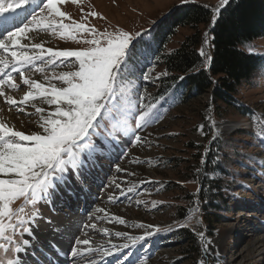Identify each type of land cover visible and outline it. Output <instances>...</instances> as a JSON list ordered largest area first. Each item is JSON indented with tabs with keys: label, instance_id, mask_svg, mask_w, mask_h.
I'll return each mask as SVG.
<instances>
[{
	"label": "rangeland",
	"instance_id": "374dc122",
	"mask_svg": "<svg viewBox=\"0 0 264 264\" xmlns=\"http://www.w3.org/2000/svg\"><path fill=\"white\" fill-rule=\"evenodd\" d=\"M195 2L214 6L218 0ZM180 4H183L182 0H82L80 4L67 0L63 5L58 4V7L77 20L80 18L81 7L86 11L101 13L105 19L90 18V23L101 31L112 25L125 30L145 28L151 34L156 22ZM152 21L155 23H150ZM206 26L199 27L203 35ZM192 32L189 28H179L166 44L165 51H173ZM41 41H44L45 48L52 47L54 50L77 46L76 41L63 40L51 30L33 34V43ZM241 47L248 52L260 54L263 63L249 83H243L238 88L235 107L216 102L210 92L191 97L187 103L177 102L171 95L166 102H162L160 112L163 118L140 132L149 143L137 146L127 137L115 141L108 138L103 143L97 141L100 151L93 153L92 161H87L85 157L88 167L81 173L83 183L71 171L65 174L67 178L57 188L59 190L55 196V212L52 211L53 205L39 204L45 219H41L35 228L36 239L25 252L16 255L27 261V264H35L37 256L45 260V253L55 262L73 264L68 235H62L47 223V219L53 217L64 221L66 232L74 233L73 243L75 237L83 236L90 240L89 245L80 246L82 250L88 247H109L106 243L109 239L114 244L124 243L121 237L115 236L117 231L132 235L142 234L143 229L129 227L132 224H152L164 228L173 221H179L203 230L213 242L210 253L205 257L209 264H264V36ZM207 51H210L209 46ZM0 55L4 53L0 52ZM73 60L74 58H70L61 67H48L44 72H34L31 78L45 87L49 85V81L45 80L46 76L51 78V83L56 87L67 86L54 76L61 72L74 71L75 68L71 66ZM162 71V67L157 65L153 75ZM13 79L18 85L22 84L18 74ZM157 81L158 79L150 81L153 86L146 88L147 93L151 94L156 90ZM28 90L27 85H22L9 89L8 93L19 101ZM0 104L7 109L4 115L0 108V121L26 135L39 131V114L35 112V107L44 108L45 115L56 107L54 104L49 105L46 98L39 95L30 99L25 108L30 115L17 112L15 107L9 110L8 105L1 100ZM7 111L11 112L9 116L6 115ZM201 123L205 124L204 136L197 131ZM213 123L221 135L209 145L207 163L202 166L201 155L204 153V145L211 140L213 128L209 125ZM218 155L220 160L217 164H223L227 173L220 171L217 164L212 163ZM137 158L140 162H133ZM117 165L126 171L117 172ZM198 167H204L209 175L204 178L202 173L199 183H196L193 181L196 178L195 169ZM0 178H7V175L0 174ZM112 179L121 183L125 192L129 188L133 191L126 196H120L119 190L114 186L106 187ZM203 182L219 183L225 188L229 210L221 212V222L210 225L203 223L202 207L198 217L201 224L197 225L191 215L185 220L193 200L192 194L197 188H203ZM109 192L116 193L118 199L115 202L108 200ZM214 192H217V188ZM20 206L22 201H15L12 205L13 208ZM98 208L105 209V212H97ZM180 210H184L182 220L177 217ZM27 211L29 206H25V212ZM117 216L126 220L127 224H119L114 220L112 223L108 222L111 217ZM90 223L96 224V229L85 227ZM104 228H108L112 236L104 235ZM176 229L179 228H174L171 232L161 231L149 238L144 247L130 249L138 257L136 264L140 260L145 264H197L202 256L201 251L196 253L195 259L183 254L182 250L186 246L173 237ZM188 229L192 231L191 228ZM25 238H28L27 234ZM197 241L201 247L200 241ZM0 243L4 241L0 240ZM98 260L99 253L87 252L76 257L75 264H92V261ZM108 261L116 264L115 256L107 257L102 264H108Z\"/></svg>",
	"mask_w": 264,
	"mask_h": 264
},
{
	"label": "snow or ice",
	"instance_id": "6c2138e0",
	"mask_svg": "<svg viewBox=\"0 0 264 264\" xmlns=\"http://www.w3.org/2000/svg\"><path fill=\"white\" fill-rule=\"evenodd\" d=\"M66 2L67 0H0V52L4 53L0 55V97L9 110L15 107L17 112L25 115H30L25 108L30 99L37 95L46 98L49 105H56L47 115L44 114V108L33 105L35 112L39 114V131L31 134L14 130L0 121V174L7 175V178H0V240L4 241L0 243V252L3 253L0 255V264H27V261L16 254L25 252L36 239L35 228L41 219H45L39 204H51L52 211L55 212L56 190L69 171L83 183L81 173L88 167L85 157L87 161H92L93 153L100 151L97 141L103 143L108 138L115 141L127 137L134 145H144L149 142L140 132L163 118L160 108L161 102H166L165 96L153 97L147 93L146 88L144 92L139 91L141 80L154 82L161 76H167L166 71L153 75L154 69L141 75V65L154 51V37L150 30H125L123 27L110 25L101 31L90 23V18L93 17L105 19L101 13L86 11L81 7L80 18L77 20L58 7V4ZM191 2L195 0H182V3ZM71 3L80 4L82 0H71ZM230 4L231 0H218L214 6L203 5L211 12L206 26L208 30L213 28ZM150 23L154 24L155 21ZM48 30L58 34L63 40L76 41L77 46L54 50L52 47L45 48L44 41L32 42L33 34L38 35ZM210 44L208 31H205L204 39L197 49L202 62L199 66L193 65L192 70L210 68L213 60L207 51ZM70 58H74L71 66L75 70L54 76L67 86L56 87L51 83V78L46 76L45 80L49 81V85L45 87L31 78L32 73L44 72L48 67H61ZM16 74L21 85L13 79ZM179 79L183 80L184 77ZM22 85H27L29 90L19 101L5 91V87L16 89ZM211 106L210 101L209 107ZM209 127L213 128V134L209 144L204 145L200 160L202 166L207 163L209 145L221 135L214 123ZM204 129V123L197 128L201 136L206 135ZM219 160L218 155L212 163L215 165ZM133 162L140 161L137 158ZM116 171L126 170L117 165ZM195 173L193 182L196 183H199L202 173L204 178L209 175L204 167L196 168ZM112 186L119 190L120 196L133 191L129 188L125 192L116 179H112L106 187ZM201 191L202 187H199L192 194L193 200L185 217L187 220L188 215H191L197 225L201 224L198 219L201 215ZM117 199L116 193L109 192L110 202ZM15 201H22V206L13 208ZM25 206H29V211L25 212ZM96 211L103 213L105 209L98 208ZM113 220L119 224H127L126 220L118 216L111 217L108 222L112 223ZM47 223L55 231L68 235L73 264L76 257L87 252L99 253V260L92 261V264H102L107 257L112 256H115L116 264H136L138 257L130 249L142 248L148 244L149 238L161 231L171 232L174 228H191L200 241L202 256L197 264H209L205 257L213 247V242L203 230H197L190 223L173 221L164 228L152 224H132L129 227L142 228V234L117 231L115 236L121 237L124 243L114 244L109 239L106 241L109 247H88L82 250L81 245L90 244L88 238L75 237L73 243L74 233L65 231L63 220L53 217L47 219ZM85 227L96 229V224L90 223ZM102 232L106 236H112L108 228L102 229ZM25 234L28 238H25ZM44 255L45 260L37 256L35 264H56L50 255ZM139 264L145 262L140 260Z\"/></svg>",
	"mask_w": 264,
	"mask_h": 264
},
{
	"label": "trees",
	"instance_id": "16d2710c",
	"mask_svg": "<svg viewBox=\"0 0 264 264\" xmlns=\"http://www.w3.org/2000/svg\"><path fill=\"white\" fill-rule=\"evenodd\" d=\"M203 5L199 2L177 5L156 22L151 33L154 51L141 65L140 72L142 75L157 65L167 72V76L158 79L156 90L151 93L153 97L163 95L166 100L173 95L177 102L187 103L191 97L210 92L216 102L233 108L238 88L243 83H249L263 63L260 54L248 52L241 45L264 36V0H231L213 28L206 29L211 41L209 54L213 57L210 68L194 71L193 65L199 66L202 62L197 49L204 35L199 27L208 25L211 18L210 10ZM179 28H189L193 32L185 36L173 51L166 52V44ZM182 76L184 79H179ZM152 86V82L141 80L139 91L144 92L145 88ZM216 167L227 173L223 164ZM201 184L202 222L208 225L221 222V212L229 210L225 188L219 183ZM215 188L217 192H214ZM177 217L184 219V210H180ZM173 233V237L186 246L183 254L195 259L200 246L193 231L179 228Z\"/></svg>",
	"mask_w": 264,
	"mask_h": 264
},
{
	"label": "bare ground",
	"instance_id": "6f19581e",
	"mask_svg": "<svg viewBox=\"0 0 264 264\" xmlns=\"http://www.w3.org/2000/svg\"><path fill=\"white\" fill-rule=\"evenodd\" d=\"M8 90H9V89L6 87L5 91L8 92ZM0 100L3 102V98H2V97H0ZM3 103H4V102H3ZM1 106H2V107H1ZM0 108H1V111L4 112V113H2V114L5 115V111H6L7 109H6L3 105H1V104H0ZM4 109H5V110H4ZM7 113H8V114H6V115L9 116L11 112H10V111H7ZM68 173H69V172H68ZM68 173H66V174H68ZM66 178H67V177H66ZM66 178H65V179H66ZM58 190H59V189H57L56 192H58ZM56 262H57L56 264H64L63 262H61V263H59L58 261H56Z\"/></svg>",
	"mask_w": 264,
	"mask_h": 264
}]
</instances>
